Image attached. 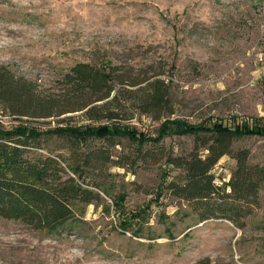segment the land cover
<instances>
[{"label": "rangeland", "instance_id": "1", "mask_svg": "<svg viewBox=\"0 0 264 264\" xmlns=\"http://www.w3.org/2000/svg\"><path fill=\"white\" fill-rule=\"evenodd\" d=\"M78 62L115 65L124 84L153 76L169 82L174 114L138 113L123 121L151 135L173 119L264 125V0H0V65L49 97L65 93L62 74ZM70 114L19 116L0 103L5 129L91 122L81 111ZM60 139L43 137L58 152L64 151ZM116 143L111 149L118 156H135L139 147L126 137ZM162 143L186 153L194 136L171 132ZM235 146L249 148L251 160L264 164V136L243 137ZM235 163L223 157L215 167L218 179H228ZM163 167L141 159L110 166L107 202L77 207L85 220L80 234L0 217V264H264V190L244 228L223 219L200 221L175 196L158 197ZM119 194L126 197L127 218L143 214L127 226L114 208Z\"/></svg>", "mask_w": 264, "mask_h": 264}, {"label": "trees", "instance_id": "2", "mask_svg": "<svg viewBox=\"0 0 264 264\" xmlns=\"http://www.w3.org/2000/svg\"><path fill=\"white\" fill-rule=\"evenodd\" d=\"M118 76L115 65L102 68L78 62L62 74L61 80L69 87L65 93L43 97L36 82L0 65V103L14 115L67 117L81 111L91 120L48 130L28 124L10 129L0 125V217L48 232L80 234L85 220L77 207L107 202L103 195L110 194L106 187L111 177L109 167H126L141 159L164 165L159 198L168 192L185 202L200 221L223 219L244 228L247 218L260 206L264 164L253 162L252 151L236 147L235 142L247 136H264V125L231 123L218 117L199 123L173 119L163 123L157 135H151L123 121L138 113L155 119L174 114L170 83L153 76L124 84ZM171 132L194 136L191 150L177 154L167 149L162 141ZM52 135L61 138L64 151L45 144L43 137ZM117 137L138 143L135 156L112 152ZM97 139H105L107 145H90ZM225 156L236 163L228 179H218L215 167ZM125 198L124 194L114 198L122 226L143 215L133 212L127 218ZM105 207L111 209L108 203Z\"/></svg>", "mask_w": 264, "mask_h": 264}]
</instances>
